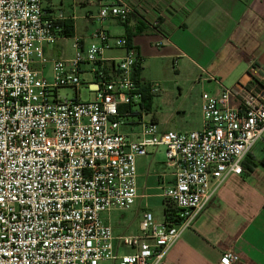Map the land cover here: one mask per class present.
I'll return each instance as SVG.
<instances>
[{
    "label": "built area",
    "instance_id": "2783aa9c",
    "mask_svg": "<svg viewBox=\"0 0 264 264\" xmlns=\"http://www.w3.org/2000/svg\"><path fill=\"white\" fill-rule=\"evenodd\" d=\"M81 1L98 8L100 24H126L136 14L121 0ZM65 20L46 16L43 0H0V264H165L263 141L264 68L253 62L248 83L203 93L202 129L161 132L141 123L139 141H131L120 132V108L143 100L135 77L141 56L126 38L98 28L86 49L77 41L73 57L51 58ZM120 48L123 57L106 59ZM83 86L93 99L81 101ZM61 89L74 97L62 98ZM157 147L175 172L162 196L177 212L163 224L145 212L138 234L117 238L102 215L133 209L137 160ZM116 240L133 252L118 254ZM240 263L234 247L219 262Z\"/></svg>",
    "mask_w": 264,
    "mask_h": 264
},
{
    "label": "crops",
    "instance_id": "0c3cea01",
    "mask_svg": "<svg viewBox=\"0 0 264 264\" xmlns=\"http://www.w3.org/2000/svg\"><path fill=\"white\" fill-rule=\"evenodd\" d=\"M121 2L136 12L126 24L113 19L99 24L98 8L81 0H43V8L48 17L66 18L61 39L47 50L52 58L73 57L67 53L71 41L74 53L77 41L86 49L98 28L113 38H126L137 49L142 58L140 88L150 99L120 108V132L131 141H139L141 123L153 124L161 132L202 129L203 93L217 95L248 83L253 62L264 68V0ZM65 24L72 27V37L66 36ZM124 55L120 48L106 52L105 57ZM263 159L264 138L245 159L243 175L224 182L193 227L168 252L165 264H219L230 247L240 254V264H264V166L259 164ZM165 162L164 147L150 148L137 160L136 205L116 221L111 216L114 212L102 215L117 238L138 234L145 212H156L154 217L161 224L168 219L169 205L162 195L174 185L175 172ZM121 248L125 247L116 240L118 254L133 252L128 248L121 252Z\"/></svg>",
    "mask_w": 264,
    "mask_h": 264
},
{
    "label": "rangeland",
    "instance_id": "374dc122",
    "mask_svg": "<svg viewBox=\"0 0 264 264\" xmlns=\"http://www.w3.org/2000/svg\"><path fill=\"white\" fill-rule=\"evenodd\" d=\"M67 53H68V55H73L74 54L72 41L69 42V45L67 47ZM51 68L52 67L49 64L47 66V68H46V71H45V75H46V77H47V79L49 81L52 80ZM84 79L87 80V82L92 81V78L89 75H85ZM59 95L62 98L66 97L68 99H71V98L74 97L73 91L70 90V89H61L59 91ZM93 97H94V94L89 91L88 87H86V86L81 87V89H80V99H81V101H89V100L93 99ZM182 131H185V130H182ZM123 213H125V212H119L118 211V212H114L113 214H111V216H112L113 220L116 221V220L121 219L123 216H128V214H123ZM154 215L157 216V213L155 212ZM126 251H127V249L121 248V252H126Z\"/></svg>",
    "mask_w": 264,
    "mask_h": 264
},
{
    "label": "trees",
    "instance_id": "16d2710c",
    "mask_svg": "<svg viewBox=\"0 0 264 264\" xmlns=\"http://www.w3.org/2000/svg\"><path fill=\"white\" fill-rule=\"evenodd\" d=\"M72 29V27H69V26H67L66 24H65V30L67 31V32H65L66 33V36H68V37H72L73 36V34L71 33V32H69V30H71ZM142 69H141V67H138V68H136V70H135V77L136 78H138L139 77V73H140V71H141ZM150 99V96L148 95V94H146V95H143V102L144 103H147L148 102V100ZM147 107H148V105H147ZM248 156H250V154L248 155ZM247 156V157H248ZM246 157V158H247ZM245 161V160H244ZM244 163V162H243ZM260 165H262V166H264V159L259 163ZM244 168V167H243ZM169 205V204H168ZM169 207H170V205H169ZM167 208L166 209V211H165V215L167 216V215H169V216H173L175 213H174V210L173 209H171V208Z\"/></svg>",
    "mask_w": 264,
    "mask_h": 264
}]
</instances>
